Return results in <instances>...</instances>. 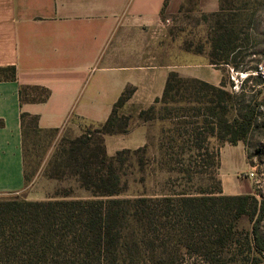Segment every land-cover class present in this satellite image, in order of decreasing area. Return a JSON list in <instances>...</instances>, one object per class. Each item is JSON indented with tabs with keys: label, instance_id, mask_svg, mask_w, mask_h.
I'll list each match as a JSON object with an SVG mask.
<instances>
[{
	"label": "rangeland",
	"instance_id": "obj_1",
	"mask_svg": "<svg viewBox=\"0 0 264 264\" xmlns=\"http://www.w3.org/2000/svg\"><path fill=\"white\" fill-rule=\"evenodd\" d=\"M222 3L220 13L218 9L213 13L202 12L197 0H185L173 12L164 8L157 32L145 40V55L150 51L152 59L143 64L171 65L179 76L185 73L208 77L213 72L202 65H211L221 55L217 52L211 60L214 32L224 27L235 29L239 48L228 59L242 61V67L249 61H260L262 67L253 72H235L226 64L218 68L211 65V69L220 70L230 95L226 124L221 121L224 98H218L217 92L176 83L172 84L168 101L152 103L153 108L142 109L144 114L140 116V111L131 106L117 108L112 129L126 130L125 133L101 134L97 124L77 120L61 130L37 132L28 120L25 187L18 195H0V198L16 196L33 201L64 195L89 197L75 174L71 142L83 137L89 145L88 154H96L95 147L102 145L106 154L112 156L122 149H136L127 146L137 144L140 133L144 134L145 143L139 147L144 150L121 154L112 165L120 178L122 196L218 191L220 150L227 147L222 158L229 151H239L229 148L233 145L228 139L235 132V122L244 113L241 109L248 105L255 110V121L237 145L243 148L245 164L253 175L239 173L237 177L241 183L250 185V193L257 201L264 200V79H261L264 78V0H222ZM99 161L100 158H94L92 167L100 166ZM237 226L248 232L250 221L244 217ZM260 227L264 235V219Z\"/></svg>",
	"mask_w": 264,
	"mask_h": 264
},
{
	"label": "trees",
	"instance_id": "obj_2",
	"mask_svg": "<svg viewBox=\"0 0 264 264\" xmlns=\"http://www.w3.org/2000/svg\"><path fill=\"white\" fill-rule=\"evenodd\" d=\"M222 4L218 0L217 13L222 11ZM214 33L211 60L217 52L221 55L211 65L218 68L226 64L235 72H253L262 67L260 61L252 60L242 67V61L228 59L239 48L235 29L224 27ZM7 80H15L13 66L0 67V81ZM173 83L217 92L225 103L221 106V121L227 123L230 95L223 78L211 85L171 71L154 104L168 101ZM244 91L239 95L244 96ZM132 93L131 87L122 91L108 118L97 124L99 133L126 132L112 129L113 117ZM48 95L44 88H19L21 102H43ZM247 106L241 109L244 113L240 121H234L237 127L228 139L232 145L244 139L255 121L254 108ZM142 114L140 110L138 115ZM28 120L34 131H44L37 127L36 117L21 113L23 159ZM71 144L70 157L78 183L89 197L64 195L33 201L16 196L0 198V264H264V235L260 229L264 200L257 201L253 194L223 195L220 190L122 196L120 178L112 165L121 154L144 148L122 149L108 156L102 145L95 147L96 154H88L89 145L83 137ZM94 158H100L97 168L92 167ZM244 217L250 221L248 232L237 226Z\"/></svg>",
	"mask_w": 264,
	"mask_h": 264
},
{
	"label": "crops",
	"instance_id": "obj_3",
	"mask_svg": "<svg viewBox=\"0 0 264 264\" xmlns=\"http://www.w3.org/2000/svg\"><path fill=\"white\" fill-rule=\"evenodd\" d=\"M213 13L218 0H197ZM185 0H0V67L13 66L15 80L0 81V195H18L25 187L21 113L36 117L39 129L61 130L74 120L103 123L122 91L133 93L123 106L149 107L163 92L171 65H149L145 40L153 38L163 9ZM158 36V35H157ZM196 78L217 85L222 74ZM175 72V71H174ZM209 72V71H208ZM20 87L49 91L43 102H21ZM73 120V121H72ZM143 133L134 146L145 142ZM219 153V189L223 195L251 194L243 148ZM250 169V168H249ZM36 200V199H34Z\"/></svg>",
	"mask_w": 264,
	"mask_h": 264
},
{
	"label": "built area",
	"instance_id": "obj_4",
	"mask_svg": "<svg viewBox=\"0 0 264 264\" xmlns=\"http://www.w3.org/2000/svg\"><path fill=\"white\" fill-rule=\"evenodd\" d=\"M252 175H253V174H252L251 172L248 174V176H250V177H251Z\"/></svg>",
	"mask_w": 264,
	"mask_h": 264
}]
</instances>
